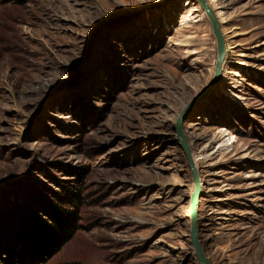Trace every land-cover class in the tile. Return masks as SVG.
Returning <instances> with one entry per match:
<instances>
[{
  "label": "rangeland",
  "instance_id": "374dc122",
  "mask_svg": "<svg viewBox=\"0 0 264 264\" xmlns=\"http://www.w3.org/2000/svg\"><path fill=\"white\" fill-rule=\"evenodd\" d=\"M206 1L228 50L182 124L199 240L264 264V0ZM216 60L198 0H0V264H200L176 122ZM48 203L77 226L52 257L23 236Z\"/></svg>",
  "mask_w": 264,
  "mask_h": 264
},
{
  "label": "water",
  "instance_id": "95a60500",
  "mask_svg": "<svg viewBox=\"0 0 264 264\" xmlns=\"http://www.w3.org/2000/svg\"><path fill=\"white\" fill-rule=\"evenodd\" d=\"M202 9L206 12L207 16L209 17L213 29V33L217 40V60H216V74L213 78L212 82L195 98L193 99L190 104L186 107L184 111H182L177 119L176 122V132L178 139L180 141L181 149L184 151L189 168L192 173L193 177V183L195 184V190L192 193L190 197V218H191V241L192 245L196 252V257L200 264H212L209 259L205 256L202 247L201 242L199 240L198 235V207L200 203V198L202 196V189H201V183H200V177L198 173V169L196 167V163L194 161V158L192 156V152L190 149L189 142L183 132L182 124L185 120V117L187 116L188 112L196 106L200 100H202L204 97H206L209 92L211 91L212 87L218 82L223 63L224 58L226 54V43L224 39L223 32L220 28V23L218 21V18L216 17V14L211 9V7L208 5L206 0H198Z\"/></svg>",
  "mask_w": 264,
  "mask_h": 264
},
{
  "label": "trees",
  "instance_id": "16d2710c",
  "mask_svg": "<svg viewBox=\"0 0 264 264\" xmlns=\"http://www.w3.org/2000/svg\"><path fill=\"white\" fill-rule=\"evenodd\" d=\"M68 202L72 204V201ZM43 206L45 208L43 215L32 212L33 210L26 213L27 221L24 224L23 236L27 246L37 247L40 253L52 257L75 236L76 216L59 204L48 203L47 206Z\"/></svg>",
  "mask_w": 264,
  "mask_h": 264
},
{
  "label": "bare ground",
  "instance_id": "6f19581e",
  "mask_svg": "<svg viewBox=\"0 0 264 264\" xmlns=\"http://www.w3.org/2000/svg\"><path fill=\"white\" fill-rule=\"evenodd\" d=\"M227 50L228 49L226 48V53H227ZM225 57H226V54H225ZM224 60H225V58H224ZM200 183H201V189L203 190L202 179H200ZM194 190H195V184L193 183L192 189H191L192 193L194 192Z\"/></svg>",
  "mask_w": 264,
  "mask_h": 264
}]
</instances>
